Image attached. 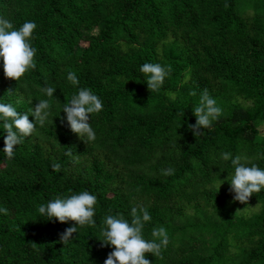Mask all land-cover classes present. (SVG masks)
Masks as SVG:
<instances>
[{"label": "trees", "instance_id": "obj_1", "mask_svg": "<svg viewBox=\"0 0 264 264\" xmlns=\"http://www.w3.org/2000/svg\"><path fill=\"white\" fill-rule=\"evenodd\" d=\"M0 15L15 28L37 24L36 69L17 82L0 67V99L22 98L17 110L27 112L54 86L58 100L12 160L0 153V206L8 209L0 214V264H104L113 247L99 240L103 217L130 218L137 204L152 216L145 237L161 225L169 236L159 257L146 254L150 264H264V189L246 204L234 200L230 162L216 159L221 151L264 156V0H0ZM145 62L172 67L159 92L139 71ZM78 87L103 101L90 119L91 143L62 111ZM204 89L223 115L196 137L190 125ZM255 162L264 168V158ZM168 167L175 172L165 177ZM69 190L97 196V223L64 244L60 236L75 222L44 220L38 207Z\"/></svg>", "mask_w": 264, "mask_h": 264}, {"label": "clouds", "instance_id": "obj_2", "mask_svg": "<svg viewBox=\"0 0 264 264\" xmlns=\"http://www.w3.org/2000/svg\"><path fill=\"white\" fill-rule=\"evenodd\" d=\"M227 6V5H225ZM37 29L34 21H25L19 28H15L12 21L4 15H0V67L6 78L20 81L30 70L36 69L35 55L37 49L33 47V33ZM140 73L151 93L159 92L165 80L171 75V65L145 62L140 66ZM73 86L79 85V78L74 71H69L66 77ZM185 81L190 76H185ZM56 87L47 86L41 89L46 97L38 100L35 109L27 112L17 110V105L22 102L17 99L15 103L3 102L0 99V129L4 136L2 153L6 160H12L15 156V146L25 143L26 137H31L36 132L37 125L44 127L53 116L52 102L58 101L54 97ZM195 93H193L194 95ZM16 95V93H15ZM170 99L175 100L174 93H168ZM13 96V95H9ZM103 110V101L91 89L78 87L71 98L63 103L62 111L66 114V122L70 130L87 143L94 142L97 138L96 131L90 123L92 114H99ZM183 115V113H182ZM195 124L190 125V130L196 137L205 135L206 129L213 127L223 115V108L207 89H204L199 97L198 104L193 108ZM29 116L34 117L33 121ZM53 122V121H52ZM0 133V134H2ZM71 155V153H66ZM264 158L257 155L250 157L246 154L233 155L230 151H221L217 158L220 162L227 163L233 169L228 175L227 182L230 191L234 193V200L246 204L254 193L264 189V168L255 161ZM61 165L54 163L52 169L59 171ZM175 169L168 167L161 169L165 177L172 176ZM215 176V175H214ZM225 181L218 177L215 181L220 187ZM97 196L87 190L71 192L68 195L57 196L38 207L40 217L47 221L66 223L75 222L67 227L61 234V242L68 244L75 238L74 233L79 234V229L96 225ZM0 214H8V209L0 206ZM152 216L143 204L133 206L130 218H125L120 213L107 214L102 219L100 238L102 246H112L113 250L108 254L104 264H150L146 254L154 257L161 255L162 248L169 244V236L164 226L153 227L151 238H146L144 229Z\"/></svg>", "mask_w": 264, "mask_h": 264}, {"label": "rangeland", "instance_id": "obj_3", "mask_svg": "<svg viewBox=\"0 0 264 264\" xmlns=\"http://www.w3.org/2000/svg\"><path fill=\"white\" fill-rule=\"evenodd\" d=\"M83 47H86L88 45V43H82L81 44Z\"/></svg>", "mask_w": 264, "mask_h": 264}]
</instances>
